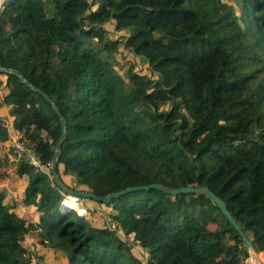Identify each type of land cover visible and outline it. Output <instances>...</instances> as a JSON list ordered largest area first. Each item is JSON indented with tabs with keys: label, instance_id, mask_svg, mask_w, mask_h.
<instances>
[{
	"label": "trees",
	"instance_id": "trees-1",
	"mask_svg": "<svg viewBox=\"0 0 264 264\" xmlns=\"http://www.w3.org/2000/svg\"><path fill=\"white\" fill-rule=\"evenodd\" d=\"M123 50L145 71L131 62L118 73L113 56ZM0 67L21 76L0 72V107L43 168L12 153L0 127V264H31L27 235L36 257L48 246L64 253L62 264L245 258L204 193L138 188L88 200L99 210L86 215L60 209L65 195L49 174L59 119L22 79L64 118L55 170L67 188L103 196L151 183L205 187L263 261L264 0H5Z\"/></svg>",
	"mask_w": 264,
	"mask_h": 264
},
{
	"label": "water",
	"instance_id": "water-1",
	"mask_svg": "<svg viewBox=\"0 0 264 264\" xmlns=\"http://www.w3.org/2000/svg\"><path fill=\"white\" fill-rule=\"evenodd\" d=\"M5 0H1L0 1V9L2 8V4L4 3ZM0 72H10V73H14L16 75H18L20 78L21 76L19 75V73L13 69H7V68H1L0 67ZM22 81L24 82V84H26L29 88H31L33 91H35L36 93L40 94L42 96V98L44 100H46L48 102V104L51 106V109L53 111V113H55L59 119V136L57 138V140L55 141L54 144V148H53V152L51 154V158H50V163H49V174L51 179L53 180L54 184L56 185V187L62 192V194L65 195V197L70 196L74 199L77 198H82V199H87V200H94L97 202H102V203H107L111 198H115L123 193L132 191L134 189H138V188H156L159 190H162L166 193H170V194H175V193H190V192H194V193H204L208 198L211 199V201L218 207V209L221 211L222 215L225 217V219L229 222V224L232 226V228L237 232V234L239 235L241 241L244 244V248H245V252L247 253H251L250 252V244L251 242L249 241V239L246 238L245 234L241 231V229L239 228V226L236 224V222L234 221V219L232 218V216L230 215V213L227 211V209L225 208V205L223 203V201L221 199H219L217 196H215L212 192H210L207 188L205 187H190V186H178L176 188H169V187H165L163 185H161L160 183H151L148 185H140V186H132V187H128L122 190H118V191H112L109 192L103 196H97L92 192H82V191H75V190H71L70 188H67L62 181L59 179V177L57 176L56 170H55V166H56V160H57V156L59 154V145L61 140L64 137L65 131H64V118L59 114L57 107L52 103V101L47 97V95L42 92L40 89L34 87V86H30L29 83L22 79ZM63 198L61 200L60 203V209H64L65 206L63 205L65 202L66 198ZM70 208V207H68ZM258 252V251H257ZM254 264H257V262H253ZM260 264V263H259Z\"/></svg>",
	"mask_w": 264,
	"mask_h": 264
},
{
	"label": "rangeland",
	"instance_id": "rangeland-1",
	"mask_svg": "<svg viewBox=\"0 0 264 264\" xmlns=\"http://www.w3.org/2000/svg\"><path fill=\"white\" fill-rule=\"evenodd\" d=\"M103 27L110 32V36L111 37H114L115 39L119 36V33L123 34L125 33L124 32H119L118 35L116 32L112 31V26L109 24V23H106L103 25ZM113 63L116 65L115 68L117 69L118 73H120L122 76H124V70H126L128 68V66L130 65L131 62H134V69L139 71V70H143L145 71V64L142 63V60L137 56H134L132 55L131 53L129 52H125L124 50L123 51H119L118 54H115L113 56ZM141 68V69H139ZM65 181H67V183L69 184L71 182L72 184V178L69 177V176H66L63 178ZM70 181V182H69ZM72 197L70 196H67L66 197V200L69 202H71V205L69 204L70 208H73L76 210V212L80 215H86V211H84L83 214H81V212L78 211L79 208H85V206H88V208H92V207H95L96 210H99V206L91 201H88V200H84V201H79L77 199H72V201H70ZM31 218L33 220L36 219V215L31 212ZM25 244L28 245L29 249L32 248L34 253H35V257L37 256L36 255V249H35V246H34V242H35V238L33 235H27L25 237ZM37 248V252L39 253V257H36V263L35 264H62V260L64 258V253L62 252H56V251H52V249L48 246H42V247H36ZM132 253L140 258L142 260V257H141V253L142 251L138 248V247H133L131 249ZM143 256V254H142ZM263 258V262H264V256H262ZM242 264H253L252 263V258L249 257L247 259L246 257V252H245V258L242 260Z\"/></svg>",
	"mask_w": 264,
	"mask_h": 264
},
{
	"label": "built area",
	"instance_id": "built-area-1",
	"mask_svg": "<svg viewBox=\"0 0 264 264\" xmlns=\"http://www.w3.org/2000/svg\"><path fill=\"white\" fill-rule=\"evenodd\" d=\"M118 35V34H117ZM125 33H119L118 40H122ZM0 127L4 130L9 148L11 149L12 153L18 154L22 156L31 166L35 168V170H41V165L39 162L33 157L32 153L29 151L31 148L30 144H27L21 139V134L13 130L11 125V119L9 116L0 117ZM65 197V196H64ZM66 198V197H65ZM81 214L84 213L85 208L78 209ZM27 256L30 259L31 264H35L36 257L34 256L35 253L32 248L28 249Z\"/></svg>",
	"mask_w": 264,
	"mask_h": 264
},
{
	"label": "bare ground",
	"instance_id": "bare-ground-1",
	"mask_svg": "<svg viewBox=\"0 0 264 264\" xmlns=\"http://www.w3.org/2000/svg\"><path fill=\"white\" fill-rule=\"evenodd\" d=\"M70 199H71L70 201H72L73 198H70ZM69 204L71 205V202H69V200L67 201V200L65 199V202H64L63 205H64L65 207H70ZM250 252H251V253H248V254H249V257L252 258V263L255 261V262H257V264H259V263H260V264H264V262L261 261L258 252L256 251L255 247H254L252 244H250ZM253 264H254V263H253Z\"/></svg>",
	"mask_w": 264,
	"mask_h": 264
},
{
	"label": "crops",
	"instance_id": "crops-1",
	"mask_svg": "<svg viewBox=\"0 0 264 264\" xmlns=\"http://www.w3.org/2000/svg\"><path fill=\"white\" fill-rule=\"evenodd\" d=\"M3 116H8V115H7V112H6L5 108L0 107V117H3ZM14 186H15V183H14ZM15 189H16V187H15ZM86 207H88V206H85V208ZM26 246H28V245H26Z\"/></svg>",
	"mask_w": 264,
	"mask_h": 264
},
{
	"label": "clouds",
	"instance_id": "clouds-1",
	"mask_svg": "<svg viewBox=\"0 0 264 264\" xmlns=\"http://www.w3.org/2000/svg\"><path fill=\"white\" fill-rule=\"evenodd\" d=\"M121 32H124V31H121ZM117 34L119 33V32H116Z\"/></svg>",
	"mask_w": 264,
	"mask_h": 264
}]
</instances>
